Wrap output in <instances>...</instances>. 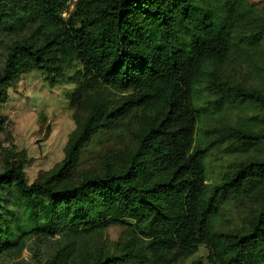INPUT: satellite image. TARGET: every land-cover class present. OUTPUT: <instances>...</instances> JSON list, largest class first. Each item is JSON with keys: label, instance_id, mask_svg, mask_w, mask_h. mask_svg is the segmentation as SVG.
Listing matches in <instances>:
<instances>
[{"label": "trees", "instance_id": "obj_1", "mask_svg": "<svg viewBox=\"0 0 264 264\" xmlns=\"http://www.w3.org/2000/svg\"><path fill=\"white\" fill-rule=\"evenodd\" d=\"M65 5L0 0V14L28 11L38 37L10 50L0 102L5 88L28 72L46 73L50 84L77 80L66 72L78 61L81 85L70 99L84 114L57 173L28 185L21 162L0 174V258L31 236H61L75 245L82 235H101L129 220L128 243L91 264H174L200 247L209 252L208 264H264V208L245 232H215L223 200L264 174V160L237 165L210 190L207 151L196 146L195 109L208 65L246 54L250 43L236 37L247 23L263 22L264 0H79L69 20L62 18ZM103 87L119 97L103 95ZM213 87L233 91L217 77ZM130 121L136 148L124 168L69 183L81 150L104 130ZM263 144L264 135L252 143ZM11 190L32 210L23 220L10 219L3 193Z\"/></svg>", "mask_w": 264, "mask_h": 264}, {"label": "rangeland", "instance_id": "obj_2", "mask_svg": "<svg viewBox=\"0 0 264 264\" xmlns=\"http://www.w3.org/2000/svg\"><path fill=\"white\" fill-rule=\"evenodd\" d=\"M78 1L66 0L70 5H66L62 14L64 20L70 19ZM7 12L8 16L0 14V73L16 42L38 38L37 24L28 11L17 7ZM261 17L264 19V15ZM240 41L250 43L246 54L232 55L228 62L208 65L206 77L198 86L196 146L207 151L210 190L221 186L237 165L264 160V144L252 145L255 138L264 135V20L247 23L236 37V42ZM74 65L66 72L67 79H80L76 75L80 70L78 61ZM215 77L233 91L214 88ZM77 80L50 84L46 73L34 71L20 75L5 88L6 97L0 102V174L8 165L22 162L26 182L32 185L62 168L78 129V119L84 115L82 106L70 99L80 88ZM101 90L111 99L119 97L112 89ZM241 93L252 98H240ZM136 131L134 121H130L93 138L81 150L69 183L79 184L87 178L120 172L135 151ZM258 181H264V174L249 178L226 196L215 223L217 234L249 230L264 208V183L258 186ZM3 195L14 216L11 220H23L32 213L29 203L17 191H6ZM131 224L134 222L124 220L101 235H82L75 245L61 236H31L24 241L22 249L2 256L0 264H91L121 251L132 235ZM208 257V250L200 247L192 257L174 264H193L198 260L208 264Z\"/></svg>", "mask_w": 264, "mask_h": 264}, {"label": "built area", "instance_id": "obj_3", "mask_svg": "<svg viewBox=\"0 0 264 264\" xmlns=\"http://www.w3.org/2000/svg\"><path fill=\"white\" fill-rule=\"evenodd\" d=\"M66 5H67V6H69V5H70V3H66ZM66 5H65V7H66ZM74 8H75V5L73 6V9H74Z\"/></svg>", "mask_w": 264, "mask_h": 264}]
</instances>
